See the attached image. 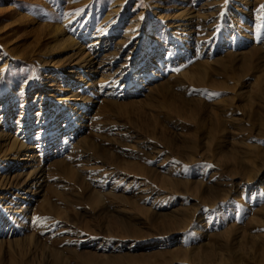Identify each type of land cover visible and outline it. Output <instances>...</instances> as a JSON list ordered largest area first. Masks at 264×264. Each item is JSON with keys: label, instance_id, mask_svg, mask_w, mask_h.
<instances>
[{"label": "rangeland", "instance_id": "obj_1", "mask_svg": "<svg viewBox=\"0 0 264 264\" xmlns=\"http://www.w3.org/2000/svg\"><path fill=\"white\" fill-rule=\"evenodd\" d=\"M262 5L0 0V264H264Z\"/></svg>", "mask_w": 264, "mask_h": 264}, {"label": "bare ground", "instance_id": "obj_2", "mask_svg": "<svg viewBox=\"0 0 264 264\" xmlns=\"http://www.w3.org/2000/svg\"><path fill=\"white\" fill-rule=\"evenodd\" d=\"M58 30V29H57ZM56 29H55V31H56V33L58 32ZM55 33V34H56ZM190 37V36H189ZM189 37H187L186 39H188ZM194 39V38H193ZM58 41V40H57ZM56 41V42H57ZM64 42H66V40H64L63 41V43ZM73 96V95H72ZM79 97V96H78ZM71 98V96L70 97H67L66 98V101H68L69 99ZM80 102L81 101H79V104H80ZM78 104V105H79ZM66 109L69 111V114H73V115H76L77 114V112L78 111H75L76 109H73V106H71V105H68L67 103H66ZM80 116V114L79 115H77L76 117L78 118ZM5 139V138H4ZM12 140V139H11ZM3 141V140H2ZM3 143H5V142H3ZM5 145H6V149L4 150V153H3V156H2V158H3V162L0 164V171H2V170H4L5 168H7V165H6V163H8L9 161H11V159L13 158V156L15 155V152L17 151V144H16V142L15 141H12L11 143H5ZM5 148V147H4ZM29 151V150H28ZM28 158H30V157H28ZM4 173V172H3ZM3 173H1V174H3ZM38 175V176H37ZM43 177V176H42ZM45 177V176H44ZM39 178H41V174H39V173H34V172H30V173H28V176H27V180H26V182L23 184V187H24V185H26L27 184V188H29L30 186H31V189L29 190L28 189V191H27V193H29V194H32V195H34L35 193H36V191L37 190H39V188H40V185H39V182H36L37 181V179L39 180ZM10 179L11 178H9V177H3L2 178V180L0 181V183H2V185L1 186H5L4 184H7V181L9 182L10 181ZM32 181H35V184L34 185H31V183H32ZM22 187V188H23ZM24 189V188H23ZM25 192V191H24ZM26 199H27V197H26ZM25 199V200H26Z\"/></svg>", "mask_w": 264, "mask_h": 264}, {"label": "snow or ice", "instance_id": "obj_3", "mask_svg": "<svg viewBox=\"0 0 264 264\" xmlns=\"http://www.w3.org/2000/svg\"><path fill=\"white\" fill-rule=\"evenodd\" d=\"M225 2L227 3V0H225ZM262 8H264V5L261 6ZM142 19V18H141ZM175 71H179V69H174Z\"/></svg>", "mask_w": 264, "mask_h": 264}]
</instances>
